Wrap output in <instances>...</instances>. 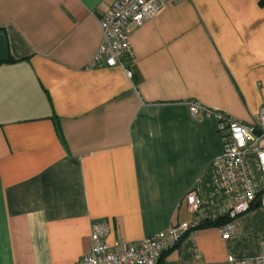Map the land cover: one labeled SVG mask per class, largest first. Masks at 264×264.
Listing matches in <instances>:
<instances>
[{
  "label": "crops",
  "instance_id": "crops-1",
  "mask_svg": "<svg viewBox=\"0 0 264 264\" xmlns=\"http://www.w3.org/2000/svg\"><path fill=\"white\" fill-rule=\"evenodd\" d=\"M111 1L0 0V264H77L96 222L115 246L230 206L212 111L252 123L264 106V0L167 1L123 66L93 65ZM190 101L211 112L192 117ZM234 225L192 230L157 264H254L264 208Z\"/></svg>",
  "mask_w": 264,
  "mask_h": 264
},
{
  "label": "built area",
  "instance_id": "built-area-1",
  "mask_svg": "<svg viewBox=\"0 0 264 264\" xmlns=\"http://www.w3.org/2000/svg\"><path fill=\"white\" fill-rule=\"evenodd\" d=\"M167 1L178 0H112L98 18L101 39L93 65L123 66V58L132 55L129 45L132 30L154 17ZM125 72L131 75L129 70ZM188 110L192 117L211 112L192 101L188 103ZM212 114L223 147L212 165L221 193L230 200L225 213L229 221L220 226V234L226 239L235 232L234 220L248 211L255 201L259 199V205L264 208V106L252 123L233 120L221 111H212ZM250 155L255 157L260 173L259 189L248 166ZM185 201L190 213L196 212L201 205L200 198L193 190L185 193ZM197 224L198 221L192 219L138 241L111 246L105 241L107 225L96 222L90 234L91 246L77 264H157L159 256L173 249ZM228 259L233 261L231 256ZM254 264H264V240L254 257Z\"/></svg>",
  "mask_w": 264,
  "mask_h": 264
},
{
  "label": "trees",
  "instance_id": "trees-1",
  "mask_svg": "<svg viewBox=\"0 0 264 264\" xmlns=\"http://www.w3.org/2000/svg\"><path fill=\"white\" fill-rule=\"evenodd\" d=\"M9 61H13L11 58L9 59ZM229 221V218L226 216V215H224V216H221V217H218V218H216V219H213V220H207V221H203V222H199L198 224H197V227L195 228V229H198V228H200V227H206V226H213V225H215V226H222V225H224L226 222H228ZM184 237V236H183ZM179 244V243H178ZM177 244V245H178ZM176 245V246H177ZM175 246V247H176ZM174 247V248H175ZM172 250V249H171ZM170 251V250H169ZM168 252V251H167Z\"/></svg>",
  "mask_w": 264,
  "mask_h": 264
},
{
  "label": "water",
  "instance_id": "water-1",
  "mask_svg": "<svg viewBox=\"0 0 264 264\" xmlns=\"http://www.w3.org/2000/svg\"><path fill=\"white\" fill-rule=\"evenodd\" d=\"M6 45L0 34V61H7ZM259 204V199L255 202V206Z\"/></svg>",
  "mask_w": 264,
  "mask_h": 264
}]
</instances>
